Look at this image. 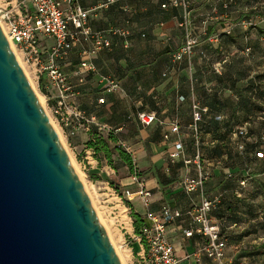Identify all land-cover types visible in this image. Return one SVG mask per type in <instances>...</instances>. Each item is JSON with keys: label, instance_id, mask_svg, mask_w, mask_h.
Returning <instances> with one entry per match:
<instances>
[{"label": "crops", "instance_id": "crops-1", "mask_svg": "<svg viewBox=\"0 0 264 264\" xmlns=\"http://www.w3.org/2000/svg\"><path fill=\"white\" fill-rule=\"evenodd\" d=\"M77 1L90 10L95 31L121 27L131 32L127 37L109 34L112 51L103 50L93 57L98 71L88 75L73 101L97 118L103 128L122 133L126 140L121 142H130L126 148L136 156L137 166L146 169L142 179L151 191L149 209L157 211L166 204L190 209L201 198L198 193L187 192L181 180L196 176L199 169L206 170V194L214 200L211 215L228 239V257L235 262L264 264V163L254 166L250 156L257 147L250 138L246 139V151L238 147L245 138L239 136V130L252 128L254 114L264 113L254 106L256 88L252 86L254 74L264 72V0H234L228 7L227 0H193L187 12L183 7L163 8L168 0H117L108 8H98L105 0ZM130 8L134 11L129 12ZM184 19L200 38L191 63L174 59L185 40V27L180 25ZM228 26H232L230 33ZM216 67H222L223 74L216 72ZM111 74L118 83L114 91L106 85ZM44 82L46 95L55 105L59 90ZM181 95L186 99L181 100ZM193 96L209 108L202 124L199 159L195 158L189 128ZM101 98H105L102 103ZM260 104L264 110V97ZM141 111H154L165 123L180 124L181 133L173 139L183 143L190 163L182 159L171 162L173 141L164 139L166 126L156 122L144 127L138 118ZM83 123L84 127L75 121L62 128L81 162L98 181L107 160L88 146L97 125ZM133 186L139 190L138 184ZM188 227L189 218L183 216L170 225L168 233L182 263L215 264L206 255L196 256L204 239L198 234L187 237ZM131 238L139 248L135 258L142 263L145 244L135 229Z\"/></svg>", "mask_w": 264, "mask_h": 264}, {"label": "water", "instance_id": "water-1", "mask_svg": "<svg viewBox=\"0 0 264 264\" xmlns=\"http://www.w3.org/2000/svg\"><path fill=\"white\" fill-rule=\"evenodd\" d=\"M0 264H123L1 25Z\"/></svg>", "mask_w": 264, "mask_h": 264}, {"label": "built area", "instance_id": "built-area-1", "mask_svg": "<svg viewBox=\"0 0 264 264\" xmlns=\"http://www.w3.org/2000/svg\"><path fill=\"white\" fill-rule=\"evenodd\" d=\"M116 1L105 0L98 8H108ZM28 2L29 4L21 1L11 10L8 7L1 9L2 21L7 26V30H4L5 34L11 45L20 47L27 60L39 69V76L59 90V98L54 105V113L59 122L63 126H70L75 121L81 122L83 127V122L90 126L92 122H95L94 118L90 120L86 117L73 101L78 94L77 89L86 83L90 73L98 71L93 57L100 51L113 49V41L109 34L127 37L131 32L129 29L121 27L95 31L90 22V10L85 9L77 0H28ZM231 2L232 0L226 1L225 5L228 7ZM192 3L193 0H168L162 4V7H183L187 12ZM128 10L129 12L134 11L131 8ZM180 25L185 27V40L179 50L175 52L174 59L191 63L200 38L190 27L187 19H184ZM226 29L230 33L232 26H228ZM83 39L91 41V44L81 52L79 65L71 73H68L63 69L61 60L66 59L73 48ZM212 39L216 40L217 37ZM47 41L50 43L48 44ZM247 51L249 52L250 49ZM203 56H207V54L203 53ZM215 71L223 74L222 67H216ZM108 87L115 90L118 88V83L114 79H108ZM47 97L50 99V96ZM180 99L185 100L186 98L181 95ZM99 101L104 102L105 98H101ZM191 110L192 121L189 128L196 147L195 158L199 159L200 147L203 143L202 124L209 108L193 96ZM138 118L144 127H150L156 122H161L166 126L163 132L164 139L167 142L173 141V149L170 151L172 163L180 159L186 163L191 162L185 158L183 143L179 139H173L181 133L179 123H165L154 111H141ZM80 125L78 124L77 127L79 128ZM77 130L76 128L75 133ZM247 132V128L243 127L239 130V136L245 137ZM238 147L244 151L246 143L240 141ZM262 149L263 147L257 153L259 156L264 154ZM139 177V174H133V182L139 185V190L132 195L141 196L143 203L148 208L145 215L146 224L142 228L141 235H138L146 247V255L140 264H183L168 236L170 225L183 216L189 218V227L185 229L187 237L192 238L198 234L204 239V244L196 251L197 257L206 255L215 264H246L245 261L235 262L227 255L228 239L222 231L221 224L211 215L214 200L206 194L205 183L209 178L206 170L199 169L196 176H186L181 180V185L187 192L198 193L201 198L200 202L194 204L187 211L181 208H172L167 204L157 211L149 209L151 191L146 189L145 181ZM242 184L245 185V182ZM128 194L131 195L130 191Z\"/></svg>", "mask_w": 264, "mask_h": 264}, {"label": "rangeland", "instance_id": "rangeland-1", "mask_svg": "<svg viewBox=\"0 0 264 264\" xmlns=\"http://www.w3.org/2000/svg\"><path fill=\"white\" fill-rule=\"evenodd\" d=\"M21 1H25L29 4L28 0H0V23L2 24L5 30H7V26L2 21L1 9L4 7H8V9L11 10ZM228 1L230 2V0ZM90 44L91 41H86L85 39H83L80 44L73 48V50L69 53L66 59L61 60V65L66 72L73 71V69L79 64L81 52ZM14 51L15 54H17L20 64L27 77L29 78L31 85L38 94L43 106L49 114L53 126L61 137L63 144L73 161L75 169L77 170L85 189L87 190L92 199L93 205L97 213L99 214L101 221L105 223L111 222V224L113 225V228L116 232V237L111 239L110 234L108 232L107 233L120 256L122 263L140 264L139 261H137L135 258V252L139 251L137 242H135L133 238H131V234H133V231L135 229L134 219L131 216V212L139 211L138 213L145 217L147 207L138 195H132L133 192L138 190L133 186L135 183L133 182L132 177L135 173L139 174L140 179L143 178L146 169H141L139 168V166H137L138 162L136 156L134 157L133 152L129 151L126 148L129 147L130 142L123 143L126 139H123L121 137L122 133H116L113 129L108 130L109 128H103L104 126L100 125V123L97 124L98 119L96 118L94 119V121H97L92 122L91 124L97 125L96 130L99 131L100 134L109 141L111 146H114L116 143L112 140H109L110 135H116L118 138L120 137L117 144L122 145L129 153H131L134 159V170H132L129 165L117 154L113 155L112 161H109L105 153L101 152L102 156L107 160L105 163L106 168L102 174V179L95 181L92 178V173H90L89 167L85 166V162H81V157L76 154V152L73 150L72 146L68 142V139L63 131L62 124L59 122L58 117L54 113V103L49 100V98L47 97L48 95H46V93L41 89V77L39 76V69L32 62H29L27 60L24 52L20 47L15 46ZM105 51L106 53H109L108 51L111 52L112 50ZM91 75L92 74H90V76ZM110 79H115V76L111 74ZM107 84L108 83H106V85ZM252 86L256 88L254 91V95L257 102H253L254 106H256V110L264 111L261 109L260 104L261 100H263L264 97V72L261 74H254ZM81 111L90 120L94 118L92 117L93 115L90 116L89 112L86 113L83 110ZM251 120L252 122L254 121V123L252 124V128H249V130L247 129L248 132L244 138V141L246 143V139L250 138L253 147L255 145L257 147V149H255V147L253 149L255 151V154H252V156H250L252 157L251 160L255 166L264 163V156H259L257 154L260 151L261 145H264V113H260L257 115L254 114V118ZM83 121L85 120L83 119ZM130 127L132 126L130 125ZM255 141H257L256 144ZM129 191L131 195L128 194ZM129 203L132 205L131 207H129ZM263 241L264 240H262L261 242Z\"/></svg>", "mask_w": 264, "mask_h": 264}, {"label": "trees", "instance_id": "trees-1", "mask_svg": "<svg viewBox=\"0 0 264 264\" xmlns=\"http://www.w3.org/2000/svg\"><path fill=\"white\" fill-rule=\"evenodd\" d=\"M233 1L234 0H232V2ZM40 86H41V89L46 94H48V91L45 87V82H44L43 77L40 80ZM109 140H112L116 144L114 146H111L109 141L104 136H102L100 132L93 131L91 139L88 142V146L93 148L96 151V153H99V152L105 153L109 161H112L113 155L117 154L121 159H123L129 165V167L132 170H134V159L131 153H129L122 145L117 144V142L119 141V138L116 135H110ZM262 150L264 151V146ZM131 206L132 205L129 203V207ZM131 216L134 219L135 233L137 235H141L142 228L146 224L145 217H143L140 213L136 211H132ZM262 246L264 247V243L262 244Z\"/></svg>", "mask_w": 264, "mask_h": 264}, {"label": "bare ground", "instance_id": "bare-ground-1", "mask_svg": "<svg viewBox=\"0 0 264 264\" xmlns=\"http://www.w3.org/2000/svg\"><path fill=\"white\" fill-rule=\"evenodd\" d=\"M0 25H1V27L3 28V26H2V24L0 23ZM3 30H5V29H3ZM5 32V31H4ZM6 35V34H5ZM12 47H13V50H14V45H12ZM15 52V51H14ZM17 55V54H16ZM18 57V56H17ZM103 223V225H104V227H105V229H107V232L110 234V237H111V239H113V238H115L116 237V232H115V230H114V228H113V225L111 224V222L109 223V222H102Z\"/></svg>", "mask_w": 264, "mask_h": 264}]
</instances>
